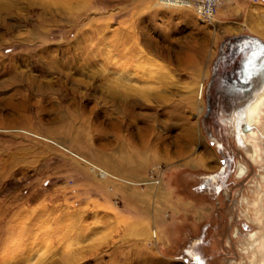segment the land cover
Wrapping results in <instances>:
<instances>
[{
  "label": "rangeland",
  "instance_id": "1",
  "mask_svg": "<svg viewBox=\"0 0 264 264\" xmlns=\"http://www.w3.org/2000/svg\"><path fill=\"white\" fill-rule=\"evenodd\" d=\"M248 32L157 0H0V264H191L190 237L207 264H264L246 110L203 120Z\"/></svg>",
  "mask_w": 264,
  "mask_h": 264
},
{
  "label": "flooded vegetation",
  "instance_id": "2",
  "mask_svg": "<svg viewBox=\"0 0 264 264\" xmlns=\"http://www.w3.org/2000/svg\"><path fill=\"white\" fill-rule=\"evenodd\" d=\"M263 85L264 41L249 34L240 35L233 40H229L225 43L217 68L206 86L204 123L206 125L214 123L217 116L220 115L226 117L237 114L236 117H238L240 114H244L246 110L242 137L254 151L253 145L249 141L250 137L247 139L246 134L255 129L254 126H251L249 130L248 126L250 125L251 114L257 110L260 100L264 99V88L255 98V94L261 90ZM251 101L253 102L251 103ZM214 124L212 125L214 126ZM250 156L252 157V155ZM255 158L254 153L252 159L255 161ZM230 162H232L231 157L225 156L223 158L221 170L218 172V175H222V185L226 183L229 176L230 172L227 165ZM238 169V176L245 175L248 170L244 164H239ZM249 234H252V232ZM204 242V237L200 239L191 238L189 240L191 248L183 249V256L186 260H191V264H207V260L199 249V245ZM206 242L209 244V241Z\"/></svg>",
  "mask_w": 264,
  "mask_h": 264
},
{
  "label": "crops",
  "instance_id": "3",
  "mask_svg": "<svg viewBox=\"0 0 264 264\" xmlns=\"http://www.w3.org/2000/svg\"><path fill=\"white\" fill-rule=\"evenodd\" d=\"M218 11H220L221 15L225 17L231 16L233 14L239 15V13H242L245 18V24L255 30L253 33H240L236 35V37L249 34L264 41V5L261 0H223ZM206 219L207 217H205L204 214H201L199 217H197L195 226H189L193 229L190 232L195 234L196 231H198L200 224L205 223ZM210 226V224H207V226H201L200 228L205 229V227ZM191 238L193 237H190L189 240ZM166 245L168 246L169 244ZM169 247L172 248V245H169Z\"/></svg>",
  "mask_w": 264,
  "mask_h": 264
},
{
  "label": "built area",
  "instance_id": "4",
  "mask_svg": "<svg viewBox=\"0 0 264 264\" xmlns=\"http://www.w3.org/2000/svg\"><path fill=\"white\" fill-rule=\"evenodd\" d=\"M223 0H157L164 7H187L204 20H212L216 16Z\"/></svg>",
  "mask_w": 264,
  "mask_h": 264
},
{
  "label": "bare ground",
  "instance_id": "5",
  "mask_svg": "<svg viewBox=\"0 0 264 264\" xmlns=\"http://www.w3.org/2000/svg\"><path fill=\"white\" fill-rule=\"evenodd\" d=\"M174 8H187V7H174ZM182 10V9H181ZM183 11H185L183 9ZM250 126L255 128L246 134V138L253 145L255 153V161L258 162L260 159L264 158L263 152V141H264V99L260 100L258 108L250 116ZM247 130V129H246ZM251 132V133H250ZM252 136V137H251ZM263 163V162H262ZM251 235H254L253 233Z\"/></svg>",
  "mask_w": 264,
  "mask_h": 264
},
{
  "label": "snow or ice",
  "instance_id": "6",
  "mask_svg": "<svg viewBox=\"0 0 264 264\" xmlns=\"http://www.w3.org/2000/svg\"><path fill=\"white\" fill-rule=\"evenodd\" d=\"M248 128H249V130H250V129H251V126L249 125Z\"/></svg>",
  "mask_w": 264,
  "mask_h": 264
}]
</instances>
